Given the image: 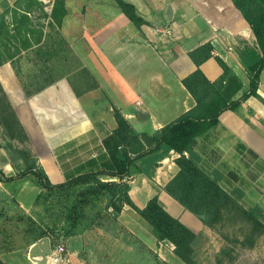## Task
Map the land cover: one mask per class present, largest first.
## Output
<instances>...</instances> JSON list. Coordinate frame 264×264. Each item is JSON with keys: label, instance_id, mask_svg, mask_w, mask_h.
I'll list each match as a JSON object with an SVG mask.
<instances>
[{"label": "crops", "instance_id": "0c3cea01", "mask_svg": "<svg viewBox=\"0 0 264 264\" xmlns=\"http://www.w3.org/2000/svg\"><path fill=\"white\" fill-rule=\"evenodd\" d=\"M125 1L136 6L147 24L139 28L115 3L99 1L96 14L79 19L76 37L75 22L66 16L64 39L87 75L84 81L61 78L27 94L26 83L17 78L11 62L0 66V82L27 133L29 149L54 184L102 168L108 159L103 140L117 127L115 109L136 133L160 136L166 125L194 108L196 101L183 79L197 69L189 53L208 42L229 67L224 97L238 100L250 90V68L263 50L232 0ZM107 6H112V12ZM166 29L171 34L162 32ZM201 69L212 82L224 74L215 57ZM258 94L238 110L224 112L216 127L197 138L194 150L208 171L224 174L226 164L250 163L249 159L264 163V70ZM177 157L172 151L160 161L151 179L146 174L132 175L129 195L140 208L159 195L168 212L199 234L205 230L204 223L164 189L179 171ZM10 162L4 163V177L17 174ZM29 177L0 181V210L7 212L6 216L0 213V224L23 207L13 202L22 194L18 189L9 191V186L17 187ZM102 180L117 179L104 176ZM80 230L65 241L69 263L60 264H118L121 255L132 250L149 256L159 243L152 227L128 205L117 220L109 210L96 224ZM36 243L0 244V258L6 264H38L30 257Z\"/></svg>", "mask_w": 264, "mask_h": 264}, {"label": "trees", "instance_id": "16d2710c", "mask_svg": "<svg viewBox=\"0 0 264 264\" xmlns=\"http://www.w3.org/2000/svg\"><path fill=\"white\" fill-rule=\"evenodd\" d=\"M114 1L137 27L147 24L134 4L125 0ZM233 3L251 27L263 50V56L250 68V90L240 99L228 101L224 97L223 87L229 67L221 57L215 55L213 44L208 42L189 53L197 69L183 79V84L194 97L196 106L166 125L160 136L136 133L122 112L115 109L117 127L103 140L108 159L102 163L101 169L73 176L61 184H54L39 159L29 149L16 148L12 143L8 145L10 163L17 174L11 177L0 175V181L10 183L32 176L44 192L38 194V200L43 199L44 203H48L55 198L60 203L64 201L67 209L66 223L60 229L56 224H46L45 227L33 225L28 229L32 236L29 244L48 237L52 244L65 245L64 240L76 235L80 229L85 230L94 225L92 220H100L105 211L112 210V218L117 220L128 205L152 227L159 243L170 242L174 245V254L182 262L197 264L195 245L199 234L168 212L160 202L159 195L150 199L144 208L138 207L129 195V178L134 174H146L150 179L153 178L159 162L172 151L179 154L175 159L179 171L164 189L186 210L211 229H216L229 213L246 217L252 222L254 229L263 227L258 217L246 211L221 184L226 176L219 170L208 171L202 163V157L194 150L197 138L216 127L224 112L236 111L250 97H259L260 78L264 70V0H233ZM44 8L40 0H17L13 8L0 15V66L6 62L13 64V59L19 54L41 46L43 30H37L38 24L32 18L36 10H41L50 19L49 24L52 27L62 28L68 15L66 0H55L50 13ZM10 41L11 44L7 43ZM212 57L224 69L223 76L215 82L210 81L201 69V65ZM26 91L27 94H33L36 90L30 89L26 84ZM0 116L11 139L19 138L16 134L18 131L24 142L29 140L1 82ZM139 161L142 163L139 164ZM228 175L239 180L234 172H229ZM104 176L117 180L104 181ZM72 196L73 201L66 203ZM103 201H106L104 212L99 209V204ZM59 202L57 203L60 204ZM88 209L96 212L86 225L85 222L91 215L87 214ZM32 223L36 224L34 221ZM0 264L6 263L0 258Z\"/></svg>", "mask_w": 264, "mask_h": 264}, {"label": "rangeland", "instance_id": "374dc122", "mask_svg": "<svg viewBox=\"0 0 264 264\" xmlns=\"http://www.w3.org/2000/svg\"><path fill=\"white\" fill-rule=\"evenodd\" d=\"M40 1L43 3L45 11L50 13L55 0ZM99 1L115 5L114 0H66L70 20L75 22L73 24L74 32L78 31L75 32L76 37L80 36L79 19L96 14L100 9L97 5ZM169 1L182 2L185 0ZM16 2L17 0H0V15L13 8ZM112 6H107L106 9L110 10ZM110 11L112 12V10ZM32 18L38 24L37 30H43L44 38L41 46L26 50L13 59L14 62L13 64L11 62V65L17 78L24 81L32 90L41 89L61 78H69L78 82L84 81L87 75L83 72L80 61L71 50L70 44L64 39L66 24L63 28L52 27L49 24L50 19L45 17L41 10H36L32 14ZM70 27L71 25L68 29ZM11 42L7 43L11 44ZM16 134L19 138L11 139L0 116L1 177L5 176L4 163H9L11 160L8 145L12 143L16 148L29 149V140L24 142L18 131ZM249 162L226 164L224 167L226 177L221 181V184L233 194L236 201L246 211L258 217L263 227L261 229L258 227L259 230H257L258 228L254 229L249 219L241 218L235 213L227 214L216 229H211L204 224L205 230L199 233V239L195 245L197 264H264V163H254L251 159ZM229 172L236 173L239 180L229 176ZM8 189L11 192L18 189L22 198L18 202L16 200L13 202L19 206L22 204L23 207L19 209L16 216L10 218L9 214L5 220L6 223L0 224V244L13 245L16 240L29 244L32 236L30 235L31 230L28 229L33 225L45 227L46 224L48 226L56 224L59 229L65 225V213H67L65 202L60 203L55 198L48 203H44L43 199L38 200V194L44 192L37 188L36 181L32 176L27 179V182L19 183L17 187L9 186ZM72 201L73 196L66 203L70 204ZM105 205L106 201L99 204L100 211L104 212ZM4 210L5 208L0 210V213L3 211V215L6 216L7 212ZM87 211V214L91 215L85 224L93 218L92 215L96 212V210L90 209ZM32 221L36 224H33ZM92 221H94L93 224L97 223L96 220ZM173 254V244L160 242L158 248L151 251L149 256L143 257L138 250H132L125 256L121 255V262L118 264H185Z\"/></svg>", "mask_w": 264, "mask_h": 264}, {"label": "water", "instance_id": "95a60500", "mask_svg": "<svg viewBox=\"0 0 264 264\" xmlns=\"http://www.w3.org/2000/svg\"><path fill=\"white\" fill-rule=\"evenodd\" d=\"M52 242L50 238L45 237L39 240L31 249L30 257L38 264H46L48 256L51 254Z\"/></svg>", "mask_w": 264, "mask_h": 264}, {"label": "built area", "instance_id": "2783aa9c", "mask_svg": "<svg viewBox=\"0 0 264 264\" xmlns=\"http://www.w3.org/2000/svg\"><path fill=\"white\" fill-rule=\"evenodd\" d=\"M165 34H171V30L162 31ZM51 254L48 256V260L52 264L69 263V260L65 256V246L63 244H52Z\"/></svg>", "mask_w": 264, "mask_h": 264}]
</instances>
